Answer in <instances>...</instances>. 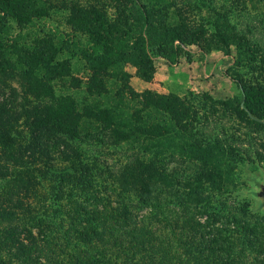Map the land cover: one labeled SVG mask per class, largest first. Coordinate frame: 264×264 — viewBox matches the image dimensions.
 I'll list each match as a JSON object with an SVG mask.
<instances>
[{"label":"trees","instance_id":"obj_1","mask_svg":"<svg viewBox=\"0 0 264 264\" xmlns=\"http://www.w3.org/2000/svg\"><path fill=\"white\" fill-rule=\"evenodd\" d=\"M217 1L0 0V264H264V173L216 120L264 129V84L227 72L239 98L215 101L127 70L220 44L255 70L264 36ZM54 14L70 33L25 39Z\"/></svg>","mask_w":264,"mask_h":264},{"label":"rangeland","instance_id":"obj_2","mask_svg":"<svg viewBox=\"0 0 264 264\" xmlns=\"http://www.w3.org/2000/svg\"><path fill=\"white\" fill-rule=\"evenodd\" d=\"M261 1L218 0L217 2L232 12L239 29L248 37L256 38L264 36V2ZM13 25L16 29V25ZM49 30L63 33L71 32L64 16L54 14L51 18L39 23L36 28L24 30L23 34L27 41H32L36 37H46L42 31L48 32ZM228 50L222 44L215 46L210 52L201 50L197 46H185L184 53L174 55L169 60L155 59L156 72L150 83L138 78L136 69L130 66L127 70L131 74V86L138 92L151 90L161 94L174 93L181 96L195 92L208 94L215 101L236 100L240 95L239 86L226 73L228 72L233 77H240L245 83L264 84V55L260 57L255 70H253L248 65L236 66V49L232 47L230 51ZM74 67L73 74L79 79H83V64L74 62ZM144 83L150 84L151 89H146ZM69 85L70 82L59 83L58 89L64 91L69 89L67 88ZM70 90H72L71 87ZM218 108L220 109L219 114L216 115L217 128L220 130L218 132L221 134L223 130L228 131L230 136L241 141L240 144L249 153L251 161L262 167V172L256 171L252 175L262 178L264 173V129L259 130L254 127L246 129L239 125L233 116L221 117L224 109ZM123 160V156L119 154H112L110 158L111 165L115 168H118L124 162ZM250 201L251 208H255L257 204L254 200ZM236 202L238 203L239 199H236Z\"/></svg>","mask_w":264,"mask_h":264},{"label":"water","instance_id":"obj_3","mask_svg":"<svg viewBox=\"0 0 264 264\" xmlns=\"http://www.w3.org/2000/svg\"><path fill=\"white\" fill-rule=\"evenodd\" d=\"M242 105H244V103H242ZM260 122L264 123V120H260ZM255 192L256 199L260 202V205L264 210V176L263 180L255 187Z\"/></svg>","mask_w":264,"mask_h":264},{"label":"crops","instance_id":"obj_4","mask_svg":"<svg viewBox=\"0 0 264 264\" xmlns=\"http://www.w3.org/2000/svg\"><path fill=\"white\" fill-rule=\"evenodd\" d=\"M144 86H146V89H151V88H150V84H146V83H144Z\"/></svg>","mask_w":264,"mask_h":264}]
</instances>
